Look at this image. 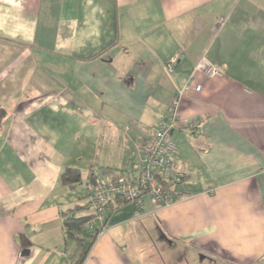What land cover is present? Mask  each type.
Returning <instances> with one entry per match:
<instances>
[{
  "label": "crops",
  "instance_id": "obj_1",
  "mask_svg": "<svg viewBox=\"0 0 264 264\" xmlns=\"http://www.w3.org/2000/svg\"><path fill=\"white\" fill-rule=\"evenodd\" d=\"M181 91L175 201L114 203L83 264H264V0H0V264H79L63 213Z\"/></svg>",
  "mask_w": 264,
  "mask_h": 264
},
{
  "label": "built area",
  "instance_id": "obj_2",
  "mask_svg": "<svg viewBox=\"0 0 264 264\" xmlns=\"http://www.w3.org/2000/svg\"><path fill=\"white\" fill-rule=\"evenodd\" d=\"M174 57L168 64V69L177 64ZM204 72L209 76H220V71L210 64H206ZM201 87L197 88L200 91ZM183 91L174 99L169 117L154 132L149 142L138 145L140 162L137 171L123 174L120 177L105 176L89 186V203L93 210V219L86 225H104L109 212L117 200L133 204L142 209L146 199L158 209L170 206L174 200V186L185 179L183 172L177 169L180 151L173 140V132L182 128L179 116V100ZM197 123H189L194 129ZM173 194V195H172ZM106 226L98 237L105 232Z\"/></svg>",
  "mask_w": 264,
  "mask_h": 264
},
{
  "label": "trees",
  "instance_id": "obj_3",
  "mask_svg": "<svg viewBox=\"0 0 264 264\" xmlns=\"http://www.w3.org/2000/svg\"><path fill=\"white\" fill-rule=\"evenodd\" d=\"M6 116H7L6 110L0 107V133L3 129V124H4V121L6 119ZM138 166H139V164H138ZM137 169H138V167L136 168V170L128 171V173L135 172V171H137ZM106 176L114 177L111 174L106 175ZM114 178H116V177H114ZM98 179H100V178H98L96 175H93L91 172L87 178V180H88L87 186L89 187L91 184L95 183ZM62 182L69 187H79L83 183V173L77 169H71V168L66 169L62 173ZM173 196H174V200H175V198H176L175 193ZM117 201L123 202L122 200H117ZM123 203H125V202H123ZM126 204H129V203H126ZM81 210L82 209H80V208H75V209H72V210H69V211L63 213V217H64L63 223H64V227H65V230H66L68 236L70 238H72L73 240L82 244V247L84 249L83 259H81V262L79 264H83V262L85 261V258L88 256L90 250L92 249L93 245L95 244L101 230L106 226L107 221H108V217H107L106 222L104 223L103 226L102 225H95L93 228H87L86 225L88 224L89 221H91L93 219L94 215L87 216V217H79L77 213H79Z\"/></svg>",
  "mask_w": 264,
  "mask_h": 264
}]
</instances>
